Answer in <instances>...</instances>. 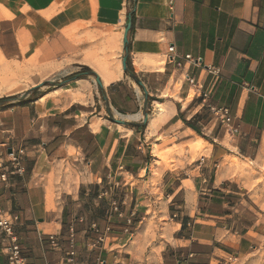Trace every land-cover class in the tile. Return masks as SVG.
<instances>
[{"label":"crops","instance_id":"1","mask_svg":"<svg viewBox=\"0 0 264 264\" xmlns=\"http://www.w3.org/2000/svg\"><path fill=\"white\" fill-rule=\"evenodd\" d=\"M130 13L128 60L147 97L123 68ZM0 14V52L33 64L30 91L64 79L12 109L7 125L0 120L22 168L0 170V218L19 217L24 264H67L64 224L74 227L77 250L82 238H99L92 225L114 229L112 209L101 224L68 208L87 204L84 191L108 194L112 184L138 192L148 211L123 216L125 230L106 235L95 262L264 264V0H0ZM187 76L210 91V104L229 109L238 133L215 119ZM150 223L159 239L154 259L115 256ZM8 250L0 231V264H9Z\"/></svg>","mask_w":264,"mask_h":264},{"label":"rangeland","instance_id":"2","mask_svg":"<svg viewBox=\"0 0 264 264\" xmlns=\"http://www.w3.org/2000/svg\"><path fill=\"white\" fill-rule=\"evenodd\" d=\"M33 65V64H32ZM31 62L21 61V62H7L5 58L0 55V120L2 119L3 123H10L12 119L13 113L10 112L12 109L16 111L21 109V104L26 101H35L38 100L43 96L45 91H55L57 90L58 86L64 82V79L60 75H55L52 78H46L47 81L51 79V83H46V85H51V88L41 89V85L36 92L30 91L32 74L34 73V68L32 67ZM37 73H41L40 70H35ZM82 73L87 74L90 76L92 80H96V75L92 73L91 70L86 71L85 68L82 70ZM40 78L43 76L42 73ZM36 78H38L36 76ZM54 79V80H53ZM38 80V79H37ZM132 84L138 86L135 81L130 79ZM7 125V124H6ZM4 126L7 128V126ZM9 134H0V142L3 143L1 145V156L5 157L8 155L9 150H16L17 145ZM162 159L165 163H169V160L161 155ZM4 165L9 166V161H5ZM108 188H112L110 191L107 190L108 194L106 193V189H89L88 191H84V193H88V201L87 204L82 205L80 207L76 205H70L68 208L74 215H80L86 219H99L101 224L105 222L106 217H110L111 215V202L116 201L120 206V211L124 217L126 215L130 217L132 213H138L139 210L148 211L146 210L145 205H141L140 201L137 200V193L138 192H128L126 188H122L121 184L118 186L117 190L113 189L112 186H107ZM117 187V186H116ZM102 194H105L102 196ZM116 196V198H115ZM99 197V198H98ZM129 198L133 199V202L129 200ZM150 215L152 212H149ZM113 226L115 227L112 231H117V227L121 226L120 221L122 218L116 217L113 213L112 215ZM153 223L147 224V228H152ZM134 229V228H133ZM148 230V231H147ZM158 231L164 234V227L161 229L158 228ZM132 233L134 231H131ZM146 234L143 238L142 237H128L124 243L120 244L117 247V252L115 256L117 257H143L150 256L154 259V250L158 247L159 239L156 238L155 234H158L155 229H146ZM131 234L128 232L127 234L123 232V235ZM108 236H116L113 233H107ZM164 236V235H163ZM165 238L163 237V240ZM60 243L67 244L66 238L60 240ZM95 240L89 238H82L81 245L77 250V257L75 259V264H94L95 263V253L98 251L102 246H96L93 248V244ZM168 250V248H167ZM99 253L101 252L98 251ZM168 253V252H167ZM158 256V254H157Z\"/></svg>","mask_w":264,"mask_h":264},{"label":"built area","instance_id":"3","mask_svg":"<svg viewBox=\"0 0 264 264\" xmlns=\"http://www.w3.org/2000/svg\"><path fill=\"white\" fill-rule=\"evenodd\" d=\"M170 54L174 53V47H171L169 49ZM173 60V56L171 57ZM187 61L195 62L190 56L185 57ZM176 66L178 69L183 68V64L181 62L176 63ZM213 73H217V71H214ZM187 81L189 82L191 88L197 90L200 92V97L203 100V103L208 108V110L211 112V114L215 117L216 120H218L222 125L225 126V128L228 130V132L232 134L238 133V130L233 127V120L230 114V111L228 108L225 107H217L208 102V98L210 96V91L207 93L203 92V87H200L198 82L190 78L189 76L186 77ZM1 145H0V170L4 167V162H2V154H1ZM8 159L9 163L12 166L13 169L19 171L22 173L21 168V160L20 157L12 151L11 153H8ZM2 179H6V173L2 174ZM111 209L112 213L115 215H118L119 218H123V215L120 211V206L116 201H112L111 203ZM19 221L18 216H10L8 218H0V231L4 235L5 239L8 240L9 243V250H8V262L9 264H24V260L21 257V247L18 241V237L16 235V227L17 223ZM131 224V220L128 221V225ZM92 230H94L96 233L99 234V238L97 241L93 244V248L96 246H101L106 241V235L107 233L111 232V228L107 227L105 230V233H100L96 225H92ZM127 232V231H126ZM49 243L52 248H59V242L58 238L55 236L49 237ZM77 257V238H76V232L73 226L69 229V237H68V252L66 253V260L65 263L67 264H75V259ZM231 262L236 261L235 258L230 259ZM94 264H106L103 260L98 259Z\"/></svg>","mask_w":264,"mask_h":264},{"label":"water","instance_id":"4","mask_svg":"<svg viewBox=\"0 0 264 264\" xmlns=\"http://www.w3.org/2000/svg\"><path fill=\"white\" fill-rule=\"evenodd\" d=\"M132 14L133 13H130L129 16H128L127 25H126V28H125V35H124V48H125V51H126V56L123 59L124 71H127V61H128L127 44H128V36H129L130 30L132 28ZM95 77H96V83H97L98 87L103 89V85H102V82L100 81V78L97 75ZM136 83H137V85L139 87H141L144 90V93H145V95L147 97L148 96V92H147L144 84L142 83V81L138 80ZM147 118H148V115H146V119L144 120V124L147 123ZM116 122L118 124H120V125H125V126L131 125V123H127V122H124V121H116ZM11 152H12V150H9V153H11Z\"/></svg>","mask_w":264,"mask_h":264},{"label":"trees","instance_id":"5","mask_svg":"<svg viewBox=\"0 0 264 264\" xmlns=\"http://www.w3.org/2000/svg\"><path fill=\"white\" fill-rule=\"evenodd\" d=\"M85 70L86 71H89L88 68H85ZM126 74L128 75V77H130L135 82H137L139 80L138 76L135 74L134 68H133L132 63H131L130 60L127 61V71H126ZM191 126H193V125H191ZM192 128L194 130H196L198 132V134H200L199 131H198V129H196V127L193 126ZM138 129H140V128H138ZM95 190H97V188H95ZM115 198H116V196H115ZM220 207H221V205H216L215 209L220 208ZM115 216L117 217L118 215H115ZM136 216L137 215H134L133 219L131 220V224H136V222H137ZM89 219H90V221H92L91 220L92 219L91 217ZM122 222H125V221H123V220L120 221L121 226L117 227V228H120V231L125 230V227H124L125 225H123ZM69 229H70L69 224H64L63 225V232H64V234H66V233L69 234ZM132 230H133L132 228H129V229H127V232L132 233L131 232ZM49 263L50 264H54V262H53L52 259H50Z\"/></svg>","mask_w":264,"mask_h":264},{"label":"bare ground","instance_id":"6","mask_svg":"<svg viewBox=\"0 0 264 264\" xmlns=\"http://www.w3.org/2000/svg\"><path fill=\"white\" fill-rule=\"evenodd\" d=\"M0 15H1V14H0ZM1 16H2V15H1ZM1 16H0V17H1ZM3 18H4V17H3ZM0 55L2 56L1 52H0ZM118 75H119V74H118Z\"/></svg>","mask_w":264,"mask_h":264}]
</instances>
